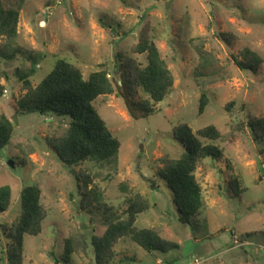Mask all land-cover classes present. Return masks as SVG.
<instances>
[{"label": "rangeland", "instance_id": "1", "mask_svg": "<svg viewBox=\"0 0 264 264\" xmlns=\"http://www.w3.org/2000/svg\"><path fill=\"white\" fill-rule=\"evenodd\" d=\"M1 1L20 10L18 35L10 47L9 39L0 36L2 46L8 50L21 45L45 55L33 85L59 60L79 66L85 77L104 67L116 84V64L125 59L120 56L147 64L146 54L131 51L143 33L156 41L174 84L158 103L137 90L136 99L153 107L152 114L139 119L131 117L116 93L97 98L95 108L121 141L118 166L112 169L96 161L70 166L48 142L70 119L18 113L24 88L15 71H27L30 62L0 56V84L6 87L0 110L15 125L12 143L0 148V186L12 187V205L0 214V253L10 243L4 228L21 213V190L38 184L48 216L39 235H25L23 264H97L92 236L106 231L107 208L124 213L131 190L151 201L135 225L158 227L180 248L150 254L124 237L115 245L110 264H264V143L249 128L251 120L264 118V64L254 74L234 61L242 59L245 48L264 59V0ZM203 94L209 104L200 114ZM180 123L194 132L215 125L222 134L213 142L222 156L204 159L196 171L204 208L198 221L189 224L180 221L173 190L159 174L164 158L183 153L173 136V127ZM83 176H90V187L97 186L104 196L87 209L78 191ZM234 179L243 192H233ZM76 230L87 235L88 251L63 259L64 240Z\"/></svg>", "mask_w": 264, "mask_h": 264}, {"label": "trees", "instance_id": "2", "mask_svg": "<svg viewBox=\"0 0 264 264\" xmlns=\"http://www.w3.org/2000/svg\"><path fill=\"white\" fill-rule=\"evenodd\" d=\"M19 18L18 8L5 7L0 0V36L9 39L8 47L10 41L18 35ZM6 50L0 43L1 57L8 60L21 57L30 62L27 71L19 68L15 71L24 88V93L17 99V112L70 119L69 124L48 141L59 159L70 166L86 161L100 162L112 169L118 166L121 141L95 108L93 103L97 98L116 93L131 117L139 119L152 114L153 107L147 101L136 99L137 90H142L149 99L158 103L165 99L174 84L172 70L156 41L147 33H143L140 41L131 48L133 53L146 54L147 64L142 66L135 59L121 54L120 57L125 59L116 64L120 76V81L116 84L104 67L85 77L79 66L59 60L41 83L33 85L32 77L45 58L43 52L21 45ZM234 58L241 70L254 74L264 64V59L250 48H245L242 52V59ZM5 91V85L0 84V99ZM208 104V97L203 94L199 103L200 114ZM249 128L253 136L264 143V118L251 120ZM14 133L13 121L0 110V148L12 143ZM173 136L182 145L183 153L178 158H164L159 174L173 190V200L181 214L180 221L189 224L192 220L198 221L204 208L202 185L196 177V171L204 159H218L222 156L220 148L213 143L222 134L215 125L194 132L187 123H180L173 127ZM78 181L82 208L87 209L103 201V191L97 186L90 187V176H85L83 180L79 178ZM230 187L235 194L243 192L237 179L230 183ZM124 189L127 190L126 187ZM128 192L124 213L118 215L107 208L108 213L104 217L106 231L102 236H92V252L97 264H110L115 256V245L124 237H130L150 254H167L180 248L178 242L164 238L158 227L138 228L135 225L139 214L151 208V201L140 193L132 190ZM41 197L42 190L38 184L25 186L21 190V213L11 226L4 228V234L10 243L0 253V264H23L25 235H39L48 216V209L42 203ZM11 205L12 187L0 186V214L6 213ZM89 246L84 232L72 231L64 240L63 259L69 260L75 254L85 255Z\"/></svg>", "mask_w": 264, "mask_h": 264}]
</instances>
